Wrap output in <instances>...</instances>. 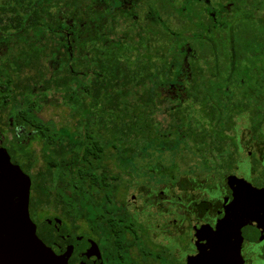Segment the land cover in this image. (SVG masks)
Here are the masks:
<instances>
[{"label":"trees","instance_id":"1","mask_svg":"<svg viewBox=\"0 0 264 264\" xmlns=\"http://www.w3.org/2000/svg\"><path fill=\"white\" fill-rule=\"evenodd\" d=\"M1 34L0 106L40 145L46 202L73 218L111 202L117 233L128 227L109 148L122 173L185 138L203 157L227 154L242 112L264 133V0H0ZM46 105L74 121L56 127Z\"/></svg>","mask_w":264,"mask_h":264},{"label":"flooded vegetation","instance_id":"2","mask_svg":"<svg viewBox=\"0 0 264 264\" xmlns=\"http://www.w3.org/2000/svg\"><path fill=\"white\" fill-rule=\"evenodd\" d=\"M32 136L0 106V147L29 181L30 219L45 244H57V264H187L205 255L211 264H264V133L249 123L232 136L227 154L201 156V167L159 162L144 180L129 177V203L111 198L129 216L120 234L111 202L94 221L46 202L50 189L37 186ZM26 148L33 150L30 166L19 158Z\"/></svg>","mask_w":264,"mask_h":264},{"label":"water","instance_id":"3","mask_svg":"<svg viewBox=\"0 0 264 264\" xmlns=\"http://www.w3.org/2000/svg\"><path fill=\"white\" fill-rule=\"evenodd\" d=\"M29 181L9 153L0 147V263L57 264V244L49 247L37 235L28 212ZM208 255L187 264H211Z\"/></svg>","mask_w":264,"mask_h":264},{"label":"rangeland","instance_id":"4","mask_svg":"<svg viewBox=\"0 0 264 264\" xmlns=\"http://www.w3.org/2000/svg\"><path fill=\"white\" fill-rule=\"evenodd\" d=\"M214 1V0H211ZM179 3V1H178ZM39 116L44 119H50L56 127H60L63 125L71 124L74 119H70L68 110L62 105H46L39 113ZM233 126L230 130H228V134L233 136L237 129L241 130L243 128V124H247L248 121L251 125V120L249 119V113L242 112L241 114L233 115ZM235 127V128H234ZM172 139V137H171ZM189 138H185L184 141H180L175 144L173 141L170 142L171 145L173 143L172 148H167L166 150L159 151L156 147H149L145 149V156H134L131 163H127V166L121 167V171L118 167L113 165V149L109 148L106 154L108 155L105 161L108 163L110 168H112L113 173H119V177H121V184L119 185V190L117 191V198L122 200L125 203H129V177L135 181L144 180L148 176L149 170H157V164L159 162L169 164V163H178V167L182 171L189 170L191 168H196L197 166L201 167L205 164L199 159L202 155L198 152H194L193 150L188 148ZM31 149L35 150L38 156V162L36 164V168L33 171L41 170L44 168L43 162L40 158V145L39 143H33L31 145ZM142 151V150H141ZM20 160L23 161L24 158L22 154L19 156ZM152 167V168H151ZM155 175L157 173H154ZM49 212L58 213V211H53V209H49ZM39 217H44V212L38 211Z\"/></svg>","mask_w":264,"mask_h":264}]
</instances>
